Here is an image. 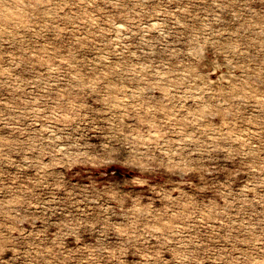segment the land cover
Masks as SVG:
<instances>
[{"label":"rangeland","instance_id":"obj_1","mask_svg":"<svg viewBox=\"0 0 264 264\" xmlns=\"http://www.w3.org/2000/svg\"><path fill=\"white\" fill-rule=\"evenodd\" d=\"M0 264H264V0H0Z\"/></svg>","mask_w":264,"mask_h":264}]
</instances>
